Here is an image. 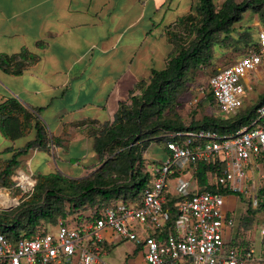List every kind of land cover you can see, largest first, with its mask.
I'll return each mask as SVG.
<instances>
[{
  "label": "crops",
  "instance_id": "crops-1",
  "mask_svg": "<svg viewBox=\"0 0 264 264\" xmlns=\"http://www.w3.org/2000/svg\"><path fill=\"white\" fill-rule=\"evenodd\" d=\"M225 1L212 0L216 10ZM242 1L233 0L234 4ZM198 3L199 0H0V55L17 57L26 64L19 75L0 69V103L14 98L31 111L40 109L36 115L49 138L55 139L51 149L30 150L19 158L20 164L31 172L42 165L45 174L39 175L59 172L68 178H79L93 170L96 155L87 134L91 122H109L136 84L146 82L151 70L165 67L173 53L168 34L184 26L186 18L196 16ZM246 13L231 26L228 36L227 46L239 55L236 60L254 47L258 30L264 28V17L254 12L250 17V26L256 28L254 42L234 43L236 36L243 39L239 23ZM262 69L264 66L259 71ZM29 133L33 134L31 139L24 136L15 141L0 133V159L9 157L4 154L6 149L17 150L33 140L34 130ZM145 155L155 160L153 154ZM194 188L190 173L168 185L172 196ZM225 208H230L227 202ZM103 237L105 253L115 254L119 244L112 231H104ZM132 255L129 253L125 264H137ZM138 257L139 264H144L143 255Z\"/></svg>",
  "mask_w": 264,
  "mask_h": 264
},
{
  "label": "built area",
  "instance_id": "built-area-1",
  "mask_svg": "<svg viewBox=\"0 0 264 264\" xmlns=\"http://www.w3.org/2000/svg\"><path fill=\"white\" fill-rule=\"evenodd\" d=\"M261 66L264 28L257 32L255 47L209 77L206 89L218 116H235L241 111L247 77L255 74L261 79ZM163 137L165 157L152 161L150 183L141 190L137 202L118 201L73 227L60 221L54 231L40 229L29 238L11 240L0 234V264H108L103 260L106 230L143 247L144 264H248L256 256H264V226L258 228L257 250L234 244V223L225 208L228 197L223 193L240 197L256 193L258 203L263 202L264 103L232 133L201 129L166 133ZM179 162L186 164L181 168ZM199 163L215 167L209 175L220 191L195 192L194 188L186 194L170 195L169 182L187 173L193 177L192 170ZM23 174L27 181L21 180L20 173L13 181L20 197L12 198L6 189L0 191V212L11 211L21 197L32 193L36 181L32 174ZM1 196L17 203L5 208ZM172 198L176 200L171 202Z\"/></svg>",
  "mask_w": 264,
  "mask_h": 264
},
{
  "label": "trees",
  "instance_id": "trees-1",
  "mask_svg": "<svg viewBox=\"0 0 264 264\" xmlns=\"http://www.w3.org/2000/svg\"><path fill=\"white\" fill-rule=\"evenodd\" d=\"M248 9L255 12L264 10V0H243L239 4L226 0L219 10L215 9L212 0H199L195 9L196 16L188 17L184 21L185 26L187 25L194 34V41L185 47L176 39L175 34L169 33V42L178 51L169 56L165 67L151 70L147 82L136 84L134 89L138 92L131 91L127 100L119 103L109 122H91L92 127L87 134L92 138L95 155L102 159L106 152L118 151L112 159L118 157L117 161H105L104 166L87 178H68L59 172L38 175L32 193L27 196L29 201L23 205L24 211L9 220L0 213V234L11 240L29 238L38 230L44 229V222L56 223L57 217L62 222L72 219L75 223H80L85 218L82 215L85 210L94 216L99 210L118 201L137 202L141 190L150 183V173L147 169L148 162L143 158L144 154L140 159V167H136L134 155L138 147L143 145L145 148V142L151 137L163 143V135L166 133L201 129L232 133L244 126L256 107L264 103V94L250 110H244L242 113L241 110L235 116H203L198 121L192 120L188 126H184L177 117L165 120L163 113L176 104L186 73L191 68L205 67L212 61L214 36L219 38L224 35L225 41L231 33V26L239 22L242 14ZM33 60L31 58L30 62ZM25 66L26 64L18 61L17 57L0 55V69L4 72L19 75ZM216 72L218 71L213 74ZM207 95L214 106L211 94ZM39 111L40 109L31 111L25 108L14 98L0 103V133L5 139L15 141L26 136L31 129L35 133L34 139L24 147L17 150L8 148L4 151L9 157L0 159V189L12 188L14 185L12 172L21 166L20 157L26 156L30 150L51 149L55 142V139L49 138L46 128L37 117ZM94 126L99 128L95 133ZM139 169L144 172L141 174ZM214 170L215 167L203 163L195 166L192 170L195 192L220 191L211 182L209 174ZM223 193L228 198L233 196L226 191ZM175 200L172 198L171 202ZM65 205H68V211L64 210ZM257 205L259 209H264V201ZM247 212H254L250 205ZM238 244L242 245L239 242Z\"/></svg>",
  "mask_w": 264,
  "mask_h": 264
},
{
  "label": "rangeland",
  "instance_id": "rangeland-1",
  "mask_svg": "<svg viewBox=\"0 0 264 264\" xmlns=\"http://www.w3.org/2000/svg\"><path fill=\"white\" fill-rule=\"evenodd\" d=\"M246 16H244V19L242 22L239 23L243 27V30L241 32L243 39L239 38V36H236L235 42L237 45H243L245 42L247 44L253 43L256 36V28L250 26V17L254 15V12L252 9H248L246 11ZM260 14L264 15V10H260ZM195 17V16H194ZM197 20V18H196ZM237 24V23H236ZM188 26L184 25L182 27H177L175 29L174 33L176 35V39L180 41L182 46L187 47L189 44L194 41V34L190 32V29L187 28ZM232 31V29H231ZM237 32H239L237 28ZM224 35H221L219 38L217 36H214L213 38V53H212V61L209 65L205 67H198V68H191L185 75V79L182 83L181 88L179 89V96L177 99V102L175 105L169 108V110L165 111L163 113V118L165 120L169 119H175L176 117L179 119V121L184 125L188 126L189 123L192 120L198 121L203 116H218V113L216 111V108L213 106L212 102L209 100L208 92H207V81L210 76L213 75L215 71H219L226 66L231 65L235 62V60L239 57V55H236L234 53V49H230L227 46V43L230 42V40L227 38L224 41ZM172 46V51L174 54L177 48ZM233 52V53H232ZM243 53H241L242 55ZM259 75L261 76V79L256 78L255 74H249L247 77V83L245 84L248 88L246 91V97L245 102L243 105V108L241 109V113L244 110H250L251 106L256 105L259 101L262 94H264V69L262 71H259ZM260 78V77H259ZM146 80V79H144ZM148 79L146 80V82ZM138 92V91H137ZM96 129H99L98 126H94V133ZM159 134V133H158ZM157 134V135H158ZM33 136L32 133H29L26 135V139H31ZM25 139L18 142V144L22 143ZM146 146L145 148L142 146L138 147L135 152V158H136V167H140L139 163L141 162V157L144 154V159L147 160L148 165L147 169L150 170L151 168V162H159L164 159V151H163V143L159 141V139H153L151 137L145 142ZM153 154L155 160H149L146 158L145 153ZM118 151H114L113 153L106 152L102 159H98L97 156L95 158L94 163V169L85 171V174L82 177L79 178H87L92 176L94 171L97 169H100L102 166H104L105 161H117V158L115 160H112L116 157ZM76 156V155H74ZM41 157V155H39ZM50 161L52 159L50 158ZM146 164V163H145ZM144 164V165H145ZM186 163L179 162L177 164L178 167H183ZM34 168V167H33ZM141 174L144 172L141 169H139ZM23 172L26 175L32 174V177L34 180L37 179V176L39 174H45V171L42 168V165H39L38 167H35L33 169V172L26 169V166L22 163L21 166L14 169L12 172V181H14L16 173ZM123 179V178H122ZM37 181V180H36ZM15 183V182H14ZM170 183V182H169ZM263 186V184H262ZM10 192V196L12 198L20 197L19 191L15 188L13 185L12 188H3ZM3 189H0L3 190ZM26 195L20 198L19 205L15 208H12L9 212H0L3 213L2 216L7 218L8 220L14 216L18 215L21 212L24 211V204L29 201V198ZM262 201H264V196H261ZM15 200V199H14ZM17 201H14V204H16ZM257 195L256 193L253 194V197H237L235 195L229 197L227 199V205H230L229 209H226L228 212V216L232 218L233 220V230L232 232H235V244H242L243 246H252L255 247V250L259 248V231L258 228L264 226V209H259L257 206ZM251 206V210H254L253 213L247 212V208ZM257 205V206H256ZM255 206V207H254ZM254 207V208H253ZM64 210L68 211V205L64 206ZM82 215L84 217H87L89 215V211L85 210L82 212ZM60 218H56V223H49L44 222L43 228L49 231H54V227L57 226V224L60 222ZM23 224L24 219H22ZM67 226L73 227L76 225L75 221L72 219L67 220L66 222ZM116 241H118V250L115 254L113 253H105L103 260L108 264H125V260L128 258V255H132L131 257L135 259L137 264H139L140 257L136 258L139 254L143 255V247H139L135 243L131 241H125L121 240L116 236ZM139 250L140 252H137L135 250ZM108 254V255H107ZM107 255V256H106ZM106 256V258H105ZM113 259V260H110ZM248 264H264V256H256L255 259L248 263Z\"/></svg>",
  "mask_w": 264,
  "mask_h": 264
},
{
  "label": "bare ground",
  "instance_id": "bare-ground-1",
  "mask_svg": "<svg viewBox=\"0 0 264 264\" xmlns=\"http://www.w3.org/2000/svg\"><path fill=\"white\" fill-rule=\"evenodd\" d=\"M19 173L21 174V180H22L23 182H25V181L28 180V179H27V176H25V175L23 174V172H19ZM1 198L4 200V201H3V206H4L5 208H11V207L15 206L14 201H17L16 199H15V200H10V199H8L6 196H1Z\"/></svg>",
  "mask_w": 264,
  "mask_h": 264
}]
</instances>
